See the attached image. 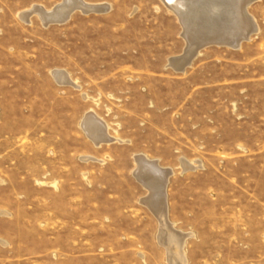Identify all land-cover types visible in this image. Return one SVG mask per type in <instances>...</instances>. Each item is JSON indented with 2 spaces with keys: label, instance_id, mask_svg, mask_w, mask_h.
I'll list each match as a JSON object with an SVG mask.
<instances>
[{
  "label": "rangeland",
  "instance_id": "1",
  "mask_svg": "<svg viewBox=\"0 0 264 264\" xmlns=\"http://www.w3.org/2000/svg\"><path fill=\"white\" fill-rule=\"evenodd\" d=\"M62 1L0 0V264H169L141 154L172 169L185 264H264V0L249 39L179 70L187 41L163 0L19 17ZM90 114L114 139L89 137Z\"/></svg>",
  "mask_w": 264,
  "mask_h": 264
},
{
  "label": "bare ground",
  "instance_id": "2",
  "mask_svg": "<svg viewBox=\"0 0 264 264\" xmlns=\"http://www.w3.org/2000/svg\"><path fill=\"white\" fill-rule=\"evenodd\" d=\"M177 1L178 0H163L168 8L170 7L169 5H173V3H177ZM248 5V0H196L195 8L200 15H198L199 13L196 14L195 16L198 15L197 18H193L190 21V26L185 28L188 34V36L184 34L185 38L189 39V44H195L199 40H205L206 38H223L229 43H234L235 40H237L238 43L243 39L241 38L242 36H246L249 39V34L256 29L257 25L254 18L248 13ZM182 6L185 7V5ZM90 7L99 9V12L108 9L107 4H91L85 0H63L51 9H46L41 4L34 5L31 8L29 7L30 9L19 13V17L27 22L32 14H36L45 24L50 20L65 19L75 8L82 10ZM200 24L202 26L199 27L198 25ZM188 49L189 53L187 51L183 56L180 55V57L172 58L170 60V65L177 68V70H179L178 68L182 69L185 61H189L187 57H190L191 54H194L195 50H197V48L192 45L188 46ZM186 55L188 56L186 57ZM55 76L57 78L61 76L64 82L70 80L68 75L64 72H57ZM72 84L74 83L72 82ZM93 115L90 114L87 116L85 119L86 124L85 126L83 125L89 137L94 141L102 138L114 139V137H109L105 123ZM135 158L138 166L134 174L137 179L149 189V194L143 199V203L149 207L160 221L159 242L167 248L168 263L185 264L186 254H184L183 244H185L184 241L189 234L175 230L173 223L169 221L167 217L168 205L166 203L167 193L165 194V187L172 169L161 167L157 160H151L143 154L137 155ZM181 164L183 169H188L189 167L191 169V167L196 166V164L186 159H181Z\"/></svg>",
  "mask_w": 264,
  "mask_h": 264
},
{
  "label": "water",
  "instance_id": "3",
  "mask_svg": "<svg viewBox=\"0 0 264 264\" xmlns=\"http://www.w3.org/2000/svg\"><path fill=\"white\" fill-rule=\"evenodd\" d=\"M249 1V4L254 1V0H248ZM195 2L196 0H178L177 3H173V5H169L170 9L174 12V14L177 16L178 18V21L180 22L181 26H182V35L184 36V34H187V31L185 28H187L188 26H190V21L193 19V18H197L198 15H200V13L198 14L197 11H196V8H195ZM181 3V4H180ZM182 5H185L182 6ZM77 9V8H75ZM74 9V10H75ZM73 10V11H74ZM99 9L97 8H93V7H90V8H87V9H82L83 12H90V11H98ZM196 14H198L197 16H195ZM69 17V15L65 18V19H54V20H50L48 21L47 23L45 24H48L50 22H63L65 21L67 18ZM189 23V25H188ZM199 27L202 26L201 24L198 25ZM188 36V34H187ZM185 38V36H184ZM241 38H247L246 36H242ZM187 40V43H186V52L188 51L189 53V49L187 46H195V48H197V50L205 45H208V44H211V43H216V44H227V45H230V46H238L240 41L243 40L241 39L238 43H237V40L234 41V43H229L227 42L226 40H224L223 38L222 39H213V38H206L205 40H199L197 43H193V44H189V39L185 38ZM188 49V50H187ZM197 50H195V53L197 52ZM194 53V54H195ZM194 54H191L190 57H187L188 55H186L187 57V60H189L188 62L185 61L184 65H183V68L186 64H188L191 60V58L194 56ZM182 68V69H183ZM180 69V68H178ZM110 137V136H109ZM111 139V138H110ZM109 138L106 139V138H102V139H98V140H95L97 143L99 141H108L110 140ZM170 173H172V170L170 171Z\"/></svg>",
  "mask_w": 264,
  "mask_h": 264
}]
</instances>
